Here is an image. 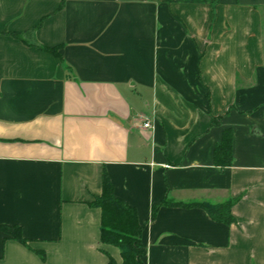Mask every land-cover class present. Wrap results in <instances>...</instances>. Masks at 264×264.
I'll return each mask as SVG.
<instances>
[{"label":"crops","instance_id":"0c3cea01","mask_svg":"<svg viewBox=\"0 0 264 264\" xmlns=\"http://www.w3.org/2000/svg\"><path fill=\"white\" fill-rule=\"evenodd\" d=\"M104 173L145 264H264V0H0V264H121Z\"/></svg>","mask_w":264,"mask_h":264},{"label":"trees","instance_id":"16d2710c","mask_svg":"<svg viewBox=\"0 0 264 264\" xmlns=\"http://www.w3.org/2000/svg\"><path fill=\"white\" fill-rule=\"evenodd\" d=\"M12 36L22 38L20 34L10 33ZM39 47L56 57H60L59 47ZM231 139L232 132L226 129L223 132L221 142L214 148V160L220 168L231 164ZM92 207L100 209V241L117 247L122 258L121 264H145L144 257L146 248L141 241L143 225L139 223L134 207L128 205L123 200L115 197L113 185L106 175L102 176V192L95 196L90 202ZM177 205L166 199L159 204L152 206V217L161 206ZM233 201L220 204L195 203L185 206H197L202 208L217 222L230 225L235 221L231 213ZM0 231L8 238L19 241L27 245V240L22 236L21 229L16 225L0 224ZM41 257H43L41 255ZM108 264H118L111 256H108Z\"/></svg>","mask_w":264,"mask_h":264},{"label":"water","instance_id":"95a60500","mask_svg":"<svg viewBox=\"0 0 264 264\" xmlns=\"http://www.w3.org/2000/svg\"><path fill=\"white\" fill-rule=\"evenodd\" d=\"M253 134H256V135H260V132L259 130L255 127L253 128V131H252Z\"/></svg>","mask_w":264,"mask_h":264},{"label":"built area","instance_id":"2783aa9c","mask_svg":"<svg viewBox=\"0 0 264 264\" xmlns=\"http://www.w3.org/2000/svg\"><path fill=\"white\" fill-rule=\"evenodd\" d=\"M143 126L145 128H149L150 127V122L147 120L146 122H144Z\"/></svg>","mask_w":264,"mask_h":264}]
</instances>
